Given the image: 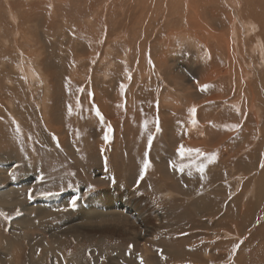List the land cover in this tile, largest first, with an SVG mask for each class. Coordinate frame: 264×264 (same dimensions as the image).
Listing matches in <instances>:
<instances>
[{"label": "rangeland", "instance_id": "374dc122", "mask_svg": "<svg viewBox=\"0 0 264 264\" xmlns=\"http://www.w3.org/2000/svg\"><path fill=\"white\" fill-rule=\"evenodd\" d=\"M262 162L264 0H0V264H264Z\"/></svg>", "mask_w": 264, "mask_h": 264}, {"label": "bare ground", "instance_id": "6f19581e", "mask_svg": "<svg viewBox=\"0 0 264 264\" xmlns=\"http://www.w3.org/2000/svg\"><path fill=\"white\" fill-rule=\"evenodd\" d=\"M103 1V0H102ZM190 1V2H189ZM195 1V0H194ZM186 2H188V3H191V0H186ZM193 2V1H192ZM229 2H230V4L232 5V6H239V3H240V0H229ZM185 3V2H184ZM191 6V5H190ZM101 7V6H100ZM198 7V6H197ZM196 8V7H195ZM184 9V8H183ZM192 9V8H191ZM197 9V8H196ZM175 10V9H174ZM237 14V13H236ZM187 20V19H186ZM250 23H253V21H250ZM173 31V30H172ZM232 32V31H231ZM191 34V33H190ZM193 35H194V37H197V40L198 41H201V42H203L206 46H211V40H212V38H215V40H214V43H216L218 40H216V38L217 37H220V36H222V35H219V36H216V35H212L211 34V32L208 30V36H205L204 34H203V31H200L199 29H196L195 31H193ZM199 37V38H198ZM258 42V41H257ZM227 46H229V45H227ZM253 46V45H252ZM212 47V46H211ZM233 52H235V51H233ZM209 55V54H208ZM207 58V57H206ZM209 59V58H208ZM213 60V59H212ZM218 71V70H217ZM223 71V70H222ZM220 73V72H219ZM219 73H218V75H219ZM222 74H223V72H222ZM228 74H229V72H228ZM208 75V74H207ZM225 75V74H224ZM246 75H247V73H246ZM246 75H244L245 77H248V76H246ZM216 77V76H215ZM222 77H224L223 75H222ZM243 77V76H242ZM244 77V78H245ZM243 78V79H244ZM218 79V78H217ZM246 79V78H245ZM210 80V79H209ZM208 79H207V81H209ZM204 83H208V82H204V80H203V82L201 81L200 83H197V85H204ZM174 92V91H173ZM239 101V100H238ZM237 101V103H239ZM175 102V101H174ZM236 102V101H235ZM251 105L253 106V104L251 103ZM237 107H238V105H236ZM251 106V107H252ZM103 110V109H102ZM117 111V110H116ZM255 112V111H254ZM257 113V112H256ZM184 136H186V135H184ZM191 136H192V134H191ZM190 136V137H191ZM191 140V138L189 139V141ZM103 144V143H102ZM100 146V145H99ZM103 146H101V148H102ZM100 148V147H99ZM104 148V147H103ZM177 153V152H176ZM216 158V157H215ZM254 190V189H253ZM248 191V190H247ZM244 194V193H243ZM245 198H247V196L245 197ZM90 199V198H89ZM92 199V198H91ZM102 200H108V194H105L102 198H101ZM62 201H64V200H62ZM66 201V200H65ZM96 201V198H94L93 199V202L92 203H94ZM39 202V201H38ZM63 203H65V202H63ZM97 203V202H96ZM131 203H133L132 201H131ZM66 204V203H65ZM67 205V204H66ZM41 206H43V210H45L46 211V207H49V206H47L46 204H43V205H41ZM84 206H87V207H85V208H83L84 210H83V215L85 216V215H88V214H90V216H91V214H97V215H102L103 213H105V211L103 212L102 210H101V208L100 209H97V208H94V206H96L95 204H90V206H88V205H84ZM136 206H138V205H136ZM139 207H140V205H139ZM80 208H82V205H80ZM134 209H135V207H134ZM138 209V208H137ZM141 211V209L139 210L138 209V212H140ZM99 213V214H98ZM141 213H142V211H141ZM80 214V213H79ZM82 215V216H83ZM88 218H89V216H88ZM103 218V217H102ZM84 219V218H83ZM99 219V218H98ZM109 219V218H108ZM90 220V219H89ZM105 220V219H104ZM103 220V221H104ZM110 220V219H109ZM108 220V221H109ZM93 221V220H92ZM107 221V220H106ZM115 221V220H114ZM112 222L110 225L108 224V225H104V228L103 227H101V229H105V228H107V229H112V230H114L113 232H122V230L124 231V232H126V231H130V233H132V231H133V224H135L132 220H130V222H124V221H121V220H119V224H121L120 226H121V228H119V231H116V229H115V224L117 225L118 223H115V222H117V221H115V222ZM91 222V221H90ZM89 222V223H90ZM85 223V222H84ZM87 223V222H86ZM85 223V224H86ZM93 224V223H92ZM87 225V224H86ZM96 227H97V225H96ZM133 227V228H132ZM92 229H93V227H92ZM91 229V230H92ZM98 230V229H97ZM118 230V229H117ZM121 230V231H120ZM236 231V230H235ZM100 232V231H99ZM107 232V231H106ZM222 232V231H221ZM101 233V232H100ZM123 233V232H122ZM227 232H223L222 233V235L224 236V237H228V235L226 234ZM231 233V232H230ZM221 235H219V237H220ZM238 236V235H237Z\"/></svg>", "mask_w": 264, "mask_h": 264}, {"label": "snow or ice", "instance_id": "6c2138e0", "mask_svg": "<svg viewBox=\"0 0 264 264\" xmlns=\"http://www.w3.org/2000/svg\"><path fill=\"white\" fill-rule=\"evenodd\" d=\"M206 87L207 86H203L202 90H203V88H206ZM69 111H71V109H69ZM94 111L96 112L97 116H100V112H99L98 109H94ZM190 111L194 113L195 112V108L190 109ZM101 119H103V118L101 117ZM239 127H240L239 125H234V126H232V130L238 129ZM109 131H111L110 127H109ZM104 139L107 141V139H108V135L107 134L105 135ZM150 143H151V138L149 139V144ZM179 151H180L181 155L184 154L185 149L183 148V146H181ZM188 151H191V150H188ZM197 152H199V150H197ZM214 156H215V154L213 153L210 156V159H214ZM149 166H150L149 163L147 161H145L144 168L147 169ZM261 167H264V162L261 163ZM200 171L203 172V166H201ZM10 175L14 176V174H12V173H10ZM29 198H31V196H29ZM72 206L75 207V201L72 202ZM0 215H4V213L0 212ZM238 247H239V244L234 245L232 251L235 252ZM129 248H131V245L129 246ZM161 258L163 259L164 257H161ZM141 264H143L142 258H141Z\"/></svg>", "mask_w": 264, "mask_h": 264}, {"label": "crops", "instance_id": "0c3cea01", "mask_svg": "<svg viewBox=\"0 0 264 264\" xmlns=\"http://www.w3.org/2000/svg\"><path fill=\"white\" fill-rule=\"evenodd\" d=\"M118 227H115V229H117Z\"/></svg>", "mask_w": 264, "mask_h": 264}]
</instances>
